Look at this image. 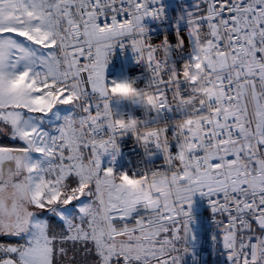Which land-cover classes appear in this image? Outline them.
I'll return each instance as SVG.
<instances>
[{"label": "snow or ice", "instance_id": "obj_1", "mask_svg": "<svg viewBox=\"0 0 264 264\" xmlns=\"http://www.w3.org/2000/svg\"><path fill=\"white\" fill-rule=\"evenodd\" d=\"M0 264H264V0H0Z\"/></svg>", "mask_w": 264, "mask_h": 264}, {"label": "built area", "instance_id": "obj_2", "mask_svg": "<svg viewBox=\"0 0 264 264\" xmlns=\"http://www.w3.org/2000/svg\"><path fill=\"white\" fill-rule=\"evenodd\" d=\"M165 2H166V3H174L175 0H165ZM197 66H198V65H197ZM192 79L195 80L196 77L193 76ZM203 256H204L205 259H207V253H204Z\"/></svg>", "mask_w": 264, "mask_h": 264}]
</instances>
